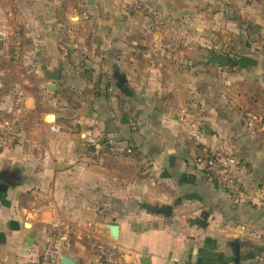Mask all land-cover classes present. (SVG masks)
Returning <instances> with one entry per match:
<instances>
[{
	"label": "crops",
	"instance_id": "crops-1",
	"mask_svg": "<svg viewBox=\"0 0 264 264\" xmlns=\"http://www.w3.org/2000/svg\"><path fill=\"white\" fill-rule=\"evenodd\" d=\"M15 108L0 264H38L53 230L75 264H103L99 246L131 264H264V130L244 117L264 120V0H0V122ZM185 113L239 157L236 200L201 176Z\"/></svg>",
	"mask_w": 264,
	"mask_h": 264
},
{
	"label": "built area",
	"instance_id": "built-area-1",
	"mask_svg": "<svg viewBox=\"0 0 264 264\" xmlns=\"http://www.w3.org/2000/svg\"><path fill=\"white\" fill-rule=\"evenodd\" d=\"M137 10L136 6L132 8ZM89 19L88 14L84 15ZM138 48V43H133ZM151 55L149 54V57ZM15 115L0 122V146H14L20 139L22 110L15 108ZM244 117L249 127H260L264 130L263 118L254 112L246 111ZM181 123L192 128L191 139L193 142L204 146V157L200 159L201 176L215 184L223 193L232 199H237L243 192V184L239 180L238 171L241 168L239 157L220 144H207L204 142L205 134L203 124L195 117L185 113L180 118ZM59 132V130H55ZM98 256L103 264H131L126 260V255L118 248L98 247ZM38 264H61V253L58 248L56 231L50 232L49 240Z\"/></svg>",
	"mask_w": 264,
	"mask_h": 264
},
{
	"label": "water",
	"instance_id": "water-1",
	"mask_svg": "<svg viewBox=\"0 0 264 264\" xmlns=\"http://www.w3.org/2000/svg\"><path fill=\"white\" fill-rule=\"evenodd\" d=\"M207 53H208V56L206 57L207 59V62L210 63V64H213V65H217L219 67H224L225 65H227V61H228V56L226 55H218L217 53H215V51H213L212 49H207ZM50 75H47V77L49 79H53L55 80L56 82H59L60 79H61V74H62V71L61 69H57L53 72H50L49 73ZM54 85L52 86V89L51 91L55 92V89H54ZM203 130H204V134L205 136H211V131H210V126L209 125H204L203 126ZM7 188V184H2L1 185V189H6ZM149 209H151L153 212L157 213V214H165L167 216H170L171 213H172V207L171 206H163L161 208H151L149 207ZM200 222L202 223V220H200ZM109 232H110V235L112 237L113 240H118L119 238V230H120V227L116 224H113V225H108L107 226ZM62 260V263L63 264H75L73 262V260L69 257H66V256H63L61 258Z\"/></svg>",
	"mask_w": 264,
	"mask_h": 264
}]
</instances>
